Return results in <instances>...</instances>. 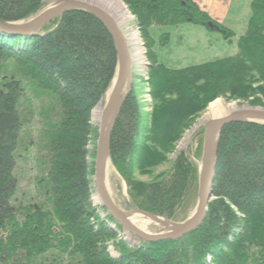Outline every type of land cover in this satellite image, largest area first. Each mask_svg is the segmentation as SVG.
I'll return each mask as SVG.
<instances>
[{
	"label": "trees",
	"instance_id": "16d2710c",
	"mask_svg": "<svg viewBox=\"0 0 264 264\" xmlns=\"http://www.w3.org/2000/svg\"><path fill=\"white\" fill-rule=\"evenodd\" d=\"M123 1L151 50L156 104L143 135L138 98L130 92L113 130L111 163L136 209L173 220L197 172L189 156L181 153L171 173L152 183L135 180L134 173L163 164L209 102L227 98L264 108V0H252L236 55L183 69L156 59L154 27L201 25L226 39L234 32L193 0ZM42 9L43 0H0V21L22 22ZM53 23L44 34L43 29L26 37L0 34V264H47L50 256L69 264H264V125L256 123L222 129L214 199L196 231L138 246L118 240L109 226L116 222L106 210L102 219L92 203L94 166L88 150L98 136L92 112L105 101L116 74V46L89 12L73 11ZM169 36L163 33L161 43ZM10 64L15 74L7 72ZM25 82L54 96L59 108L42 132L46 154L38 161L35 195L18 200L14 170Z\"/></svg>",
	"mask_w": 264,
	"mask_h": 264
},
{
	"label": "rangeland",
	"instance_id": "374dc122",
	"mask_svg": "<svg viewBox=\"0 0 264 264\" xmlns=\"http://www.w3.org/2000/svg\"><path fill=\"white\" fill-rule=\"evenodd\" d=\"M118 1L131 18L130 21L126 23V26L120 27V29L123 32L124 37H126V34L130 33H133L138 37V50L142 53L146 52V58H144V61L142 62L149 64V67L146 68L141 67V65L137 66L134 64V66L136 65L135 67L138 72L133 74L134 68L132 63L133 84L131 91H135L138 98L141 114L140 127L142 128V133L144 135L147 131V128L149 129L151 127V118L156 104L152 97V88L150 84L152 64L149 53L151 50L147 45L146 39H144L143 33L138 31L137 19L133 15L132 11H130V8L124 3L123 0ZM249 1L250 0H238V6H236L235 11L231 13L229 21H232V24H236L235 28H233L234 35L230 39H226L224 34L221 32L211 31L205 27H202L201 25L184 24L178 27H154L151 31V34L155 41L153 51L156 55V59L159 61V63L164 64L170 69H183L193 65H199L236 55L238 53V39L244 34L246 30L245 24L250 16V3L248 4ZM64 2L65 1L63 0H43V9L29 19H32L43 11ZM245 9L247 11V16L246 14L244 15ZM104 11L106 10L104 9ZM108 14L110 15V13ZM55 25L53 22L48 24L45 28H43L41 33L44 34L49 32L52 28H55ZM163 33H168L170 35L167 44L161 43L160 38ZM125 39L128 41L127 38ZM131 47L132 46H128L131 52L130 55L132 53L134 54V50L131 49ZM7 72L10 74H15L17 72L16 67L13 64H10L7 66ZM23 84L27 90L25 91L26 95L20 104L23 126L18 149L15 154L16 168L14 170V175L19 180L18 193L16 197L18 200L22 198L24 199L25 196L32 197L35 195L36 179L39 178V175H41L39 167L40 164L38 161L43 159L46 154L43 148L44 145H42V143L44 144L45 142V139L41 137L43 135L42 132L46 127L52 125V122H54V116L59 108L57 101L53 98L54 96H50L47 93L32 89L28 82ZM216 101L223 103V105L220 106L222 108L230 107V104L237 105L238 108L250 106L248 103L241 102L239 100L233 101L227 98H218L212 102H209L204 111L198 114L190 123L189 127L184 131L180 140L174 145V150L168 154L167 160L163 164L147 169L149 173L142 174L138 170H136L134 173L135 180L143 183H152L160 178H165L171 173L174 163L181 153L185 152L189 156L192 163H194L196 166L197 172L193 181L190 182L189 188L187 189L184 198L176 211L174 219L170 220L174 223L185 222L194 214L196 210L199 199V175L202 162L206 124V122H203L202 120L204 116L209 113L210 106ZM98 107L99 106L96 108ZM220 107H218L219 110ZM93 113L94 111L92 112L91 120L99 133V123L94 121ZM97 143L98 136L96 140L90 142L88 149L90 152L89 163H93L94 166V184L91 200L94 208L98 210V213L102 216L101 218L105 220V216L101 211L105 209L102 207L101 202L98 201L99 195L95 182ZM182 144H184L183 147ZM93 153L95 156H93ZM105 181L109 196L116 206L125 213H132L136 208L131 203L127 185L116 168L112 165L111 158L106 169ZM116 224L109 223V226L117 233L118 237L120 238H118V240H123L130 246H138L143 242L131 236H124L121 228L119 229ZM146 232L153 235H158L166 233L167 229L163 226L157 225L156 223L150 222V224L146 226ZM109 252H111L113 256H118L113 246L109 247ZM54 257L55 256H50L49 259L46 260L47 264H69L68 261L65 260H60V262L55 261Z\"/></svg>",
	"mask_w": 264,
	"mask_h": 264
},
{
	"label": "water",
	"instance_id": "95a60500",
	"mask_svg": "<svg viewBox=\"0 0 264 264\" xmlns=\"http://www.w3.org/2000/svg\"><path fill=\"white\" fill-rule=\"evenodd\" d=\"M73 11H84L93 14L107 28L117 50V68L113 84L106 95L103 114L99 122L98 143L95 161V182L98 197L102 207L111 215L124 235L134 237L145 243L165 240H177L196 231L204 222L208 206L213 198V184L217 163L218 139L223 128L236 123H256L264 125V108L239 107L229 116L210 120L205 124L202 162L199 175V199L194 214L183 223L156 217L146 212L134 209L142 217L149 218L156 224L167 229L166 233L153 235L132 224L127 216L130 213L121 211L113 202L106 187V169L110 163L112 134L127 96L132 90V60L123 32L116 21L106 11L96 6L77 1L65 3L49 8L38 16L18 23H4L0 21V34L32 36L40 32L48 24ZM127 88V91H126ZM132 212V213H133Z\"/></svg>",
	"mask_w": 264,
	"mask_h": 264
},
{
	"label": "bare ground",
	"instance_id": "6f19581e",
	"mask_svg": "<svg viewBox=\"0 0 264 264\" xmlns=\"http://www.w3.org/2000/svg\"><path fill=\"white\" fill-rule=\"evenodd\" d=\"M63 1H65V2L77 1V2H81L83 4L96 6L97 8L102 9V10L105 9L108 13H110V15L112 16L114 21H116L117 25H119V27H123L131 19L129 17V14L124 9V7L122 8V5L120 4V2L118 0H63ZM60 4H62V3H60ZM128 38H129V41H126V43L127 44H128V42H129V44L131 43L130 46H132L131 49L134 50L133 56H134L135 62L138 63V60L141 59L140 58V52L138 50L139 39L133 33L132 34L130 33ZM131 60H132V58H131ZM126 91H127V88H126ZM222 105H223V103L220 101L214 102L210 106L209 113L206 116H204L202 121L208 122L210 120H219V119L225 118V117L229 116V114L231 112L235 111L238 108V106L234 105V104H230V107H226V108L220 107ZM218 107H220V110L218 109ZM102 114H103V105H100L98 108H96L94 110V113H93L94 121L99 123L101 120ZM183 146H184V144H182V147ZM98 201H100V199H98ZM127 218L132 224H134L135 226H137L138 228L142 229L145 232H146V226H148L150 224V222L155 223L154 221L150 220L149 218L142 217L138 213H134V212L128 214Z\"/></svg>",
	"mask_w": 264,
	"mask_h": 264
},
{
	"label": "crops",
	"instance_id": "0c3cea01",
	"mask_svg": "<svg viewBox=\"0 0 264 264\" xmlns=\"http://www.w3.org/2000/svg\"><path fill=\"white\" fill-rule=\"evenodd\" d=\"M193 2L207 12L212 20L224 25L226 28L234 32L233 28H235L236 23L232 24V21H229V18L231 17V13L235 11L236 6H238V0H193ZM251 2L252 0H250L248 4H251ZM245 14L247 16L246 9L244 10V15ZM247 22L245 27H247Z\"/></svg>",
	"mask_w": 264,
	"mask_h": 264
},
{
	"label": "built area",
	"instance_id": "2783aa9c",
	"mask_svg": "<svg viewBox=\"0 0 264 264\" xmlns=\"http://www.w3.org/2000/svg\"><path fill=\"white\" fill-rule=\"evenodd\" d=\"M124 26H126V25H124ZM138 28V31H141V29H140V27L138 26L137 27ZM128 36H129V34H126V37L125 38H127V40L129 41V38H128ZM128 45H129V42H128ZM141 45V44H140ZM129 47H130V45H129ZM139 48H140V46H139ZM140 50H142V49H140ZM140 52V51H139ZM131 53V52H130ZM133 54V53H132ZM132 54H131V58H132V63H133V74H135V73H137L138 71L136 70V65L137 66H140L141 65V67H143V68H146V67H149V64L148 63H144V62H142V61H144L143 59L144 58H146V52H144V53H142V52H140V58L141 59H139L138 60V63H136L135 62V59H134V56H132ZM134 64H136L135 66H134Z\"/></svg>",
	"mask_w": 264,
	"mask_h": 264
}]
</instances>
